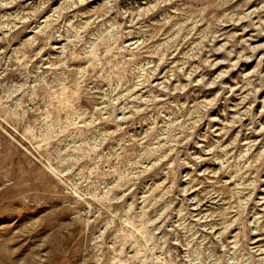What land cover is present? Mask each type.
Wrapping results in <instances>:
<instances>
[{"label":"rangeland","instance_id":"374dc122","mask_svg":"<svg viewBox=\"0 0 264 264\" xmlns=\"http://www.w3.org/2000/svg\"><path fill=\"white\" fill-rule=\"evenodd\" d=\"M0 264H264V0H0Z\"/></svg>","mask_w":264,"mask_h":264}]
</instances>
